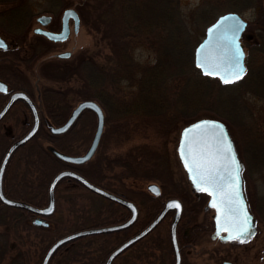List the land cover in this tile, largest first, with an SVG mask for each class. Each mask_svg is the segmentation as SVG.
Returning a JSON list of instances; mask_svg holds the SVG:
<instances>
[{
  "label": "trees",
  "instance_id": "trees-1",
  "mask_svg": "<svg viewBox=\"0 0 264 264\" xmlns=\"http://www.w3.org/2000/svg\"><path fill=\"white\" fill-rule=\"evenodd\" d=\"M151 1L153 2L149 4L150 0H121L119 12L115 14L121 27L153 35V44L155 45V60L148 66L140 68L139 74L134 78L136 90L130 98H122L112 90V83L114 84L118 78L115 67L108 69L98 63L95 66L96 61L94 60L92 62L84 61L81 66L78 62L75 67V75L80 80V88L85 99H92L101 106L105 124L111 127L122 141H134L137 137H141L138 141L140 144L132 145L126 151L119 152L112 160L109 157H102L100 163L97 161V149L94 155L82 164L60 160L51 152L52 147L44 145V140L50 142L54 148L67 153L68 150L64 144H66L65 137L68 132L51 135L48 131H44V126L48 121L61 123L65 119L43 116L49 111H55L57 105L54 100L63 93L62 90H56V94L49 93L53 95L52 99H46L43 91L37 92L43 87L38 86L32 92L30 88L18 86V88L31 91V96L38 99L36 107L40 115V127L35 136L24 145L29 149L27 157L28 164H30V170L26 176H23L19 182H8L6 178L3 182V191L8 197L36 206H43L48 202V185L51 177L62 169H73L93 184L131 199L126 192L128 187L124 182L123 173H113L111 168L113 166L111 161L116 159L119 160V165L122 168L134 167V162H150L152 164L149 166L150 169L159 173L157 178L162 185L161 193L158 196H151V207H148L145 213L140 214L136 222L126 232L102 233L71 240L53 252L48 264H102L108 252L116 244L127 238L132 232L140 230L155 217L166 198L178 195L172 190L170 184L167 189L164 185V181L169 182L171 169L168 166V158L161 154L159 147L154 144L156 134L158 138L163 139L168 133L151 132L153 134L150 135L145 132L146 129H169L179 121L194 120L198 118L199 113L208 112L223 120L234 132V135L237 132L238 137H241L244 135L243 124L250 113L247 108L244 109V93L264 99V80L257 78L256 75V71L261 66L264 69L263 36L256 35V42L246 43L249 49V63L244 76L232 84H222L217 78L200 74L194 66L195 42L187 35L182 17L178 12L177 0ZM226 1L228 10L239 11L251 0ZM211 13L207 8H202L196 13L195 19L207 26L214 20V15ZM37 75L39 76V74ZM14 106L20 108L23 113L22 121L19 123L23 135L32 125V114L22 100H17ZM261 132L263 131L256 132L255 129H252V131L247 130L246 134L261 139L259 138ZM238 143L240 144V142ZM153 158H157V160H153ZM86 166L87 168H84ZM138 167L141 166L138 165ZM142 167L148 172L146 165ZM64 182L82 185L73 178L63 177L58 181L55 189ZM201 195L205 196V194ZM182 197L184 206H188V197L184 195ZM16 210L14 207H8L7 214L4 215L3 222L0 224L2 228L0 229V264H39V258L48 246L64 233L63 230L68 229L67 225H70L71 222L56 217L58 211H61L57 205L53 215L48 217V226L33 225L32 219L35 215L32 212L25 209ZM251 210L256 218L264 220V199L261 198L255 207L252 205ZM127 216V211L120 208L116 218L110 222L123 221ZM100 224L109 223L104 220ZM211 227V220H208L205 225L192 224L188 245H194L195 243L192 244V242H195L200 231H208ZM60 230L62 231L59 233ZM166 238L168 246L164 244L163 247L166 248L169 255H172L169 235ZM22 241L26 243H19ZM146 241V238L143 237L134 245L140 250L144 249L145 254L148 252L150 254L156 246L154 243ZM84 247H87L88 250L85 251ZM124 262V259H120V261L115 259L112 264H124ZM165 264H170V262L166 260Z\"/></svg>",
  "mask_w": 264,
  "mask_h": 264
},
{
  "label": "rangeland",
  "instance_id": "rangeland-1",
  "mask_svg": "<svg viewBox=\"0 0 264 264\" xmlns=\"http://www.w3.org/2000/svg\"><path fill=\"white\" fill-rule=\"evenodd\" d=\"M67 1L71 8L75 6L74 8L80 12L81 25L79 32L74 36L71 35L67 41V45L62 48L56 47L55 51L69 50L71 52L70 56L68 58L59 57V60L55 58L52 66H37L36 69L39 76H35L33 72L32 74L28 73V84L32 89H35V85H38L51 90L53 92L52 94H56L58 90H62L63 93L56 97L54 102L58 107L55 110L63 112L64 115L62 118L64 119L69 116L78 102L85 99V95L80 88V80L75 75V67L82 57H90L104 68L110 69L115 67L118 78L114 81V84L112 83V90L122 98H130L134 94L136 90L134 78L139 74L142 66H148L153 63L156 57L153 35L139 33L120 26L119 19L115 14L119 12L121 0ZM152 2L150 0L149 4ZM31 4L32 9L38 13L46 8L45 0H32ZM177 4L178 12L182 17L187 35L193 39L195 46L204 37L206 28V26L195 19L197 12L202 8H207L210 13L213 10V14H211L214 15L215 20L222 13L235 11L227 9L226 0H177ZM235 12H238L249 24V27L242 36L247 69L249 49L246 43L254 42L256 35L264 37V0H251L243 8ZM252 60L254 62V59ZM263 70L261 66L256 71L257 78L262 80H264ZM52 94H48L46 99H52ZM243 101L244 109L247 108V111L250 113L247 115L246 122L243 124L244 128H242V132L244 135L241 136L242 139L240 136L238 137L237 132L234 135V132L226 126L233 140L237 155L243 164V190L249 210L255 218L256 231L252 237L243 242H223L218 238L212 239V227L208 231H200L195 242H193L195 243L194 245H188L182 248L183 255H187L186 264H223V261H228L232 264H264V220L258 217L256 218L251 210L252 205L255 207L261 198L264 199V99L255 97L250 93H244ZM17 113L21 114V117H16ZM22 117L23 113L21 109L16 106L14 110L10 111L6 117L0 120V161L9 145L22 135V129L19 124L22 121ZM200 117L216 118L208 112L199 113L198 118ZM192 121H179L169 129L156 128L145 130L150 135L157 132L168 133L163 139L158 138L157 134L155 138H150H154L155 146L159 147L161 154L168 158V166H170L171 172L169 182L164 181L166 189L169 186L168 184L172 183V186L178 190V193L188 197V206H185L182 216L183 220L177 229L181 239L186 238L180 235L184 233L185 226L192 224L205 225L208 220L212 219L214 212L211 208H205L207 196L191 192L185 170L182 168L177 156V144L180 131ZM57 123L48 121L44 126V131L47 132L50 125L56 126L62 122ZM96 123V114L91 110L86 109L79 115L75 123L67 131L68 133L65 137L66 144L64 145L68 150V154L81 155L87 150L94 135ZM252 129H255L256 132L259 130L263 131L259 134V138L261 139L246 134L247 130L252 131ZM139 138L141 137H137L134 141H122L121 138L117 137L114 130L104 123V129L97 146V161L100 163L102 161L101 159H103L102 157H109L111 160L114 159L119 152L126 151L132 145L140 144L138 143L140 141ZM46 141L45 139V146L54 148L50 142ZM27 143L28 141L19 146L10 156L5 168L3 182L5 178L8 182H19L23 176H26L28 170H30L27 157L29 149L28 146H24ZM241 144L242 146L240 147ZM153 160H157V158H153ZM118 161V159L111 161L113 166H110H112L113 173H123L124 182L128 187L126 189L127 194L141 209L140 213H145L148 207L152 205V195H150L147 185L150 183L160 184L157 178V174L159 173L150 169L149 166L152 165L150 162H134V167L130 168V166H126L122 168ZM138 165L141 167H138ZM143 165L148 167V172L143 169ZM84 168H87V166ZM17 185L19 184L17 183ZM55 190V209L56 205L61 209L56 214V217L59 219L61 217V220L71 222L70 225H67L68 229L63 230L64 233L62 235L78 229L102 226L100 223L104 220L113 224L110 221L116 218V212L120 208L112 200L98 195L77 183L64 182ZM8 207L2 203L0 205V224L3 222L4 215L7 214ZM15 209H17L16 211L19 210L18 208ZM189 209L192 210L190 211ZM169 216L164 218L165 220L163 219L161 221L162 224L159 223L145 237L147 243L151 242L156 246V248L151 250V255L148 252V256H145L144 249L141 248L140 252L143 251L144 253L135 251L130 253L126 252L121 257L116 258V260H126L130 255V260H126L124 264H129L131 260L132 262L136 261L135 264H143L145 261H150L153 264H162L164 257L169 255L166 248L163 247L164 244L168 246L166 237L169 235L171 219ZM46 219L48 221V218ZM0 229H2L1 226ZM97 234H89L78 238H86ZM19 243L22 244L23 242ZM162 248H164V251H162ZM84 249L85 251L88 250L87 247H84ZM43 255L39 258V264H41Z\"/></svg>",
  "mask_w": 264,
  "mask_h": 264
},
{
  "label": "water",
  "instance_id": "water-1",
  "mask_svg": "<svg viewBox=\"0 0 264 264\" xmlns=\"http://www.w3.org/2000/svg\"><path fill=\"white\" fill-rule=\"evenodd\" d=\"M43 18L48 19V17H39V20L45 23ZM69 18L73 19L74 30L77 31L79 17L77 12L71 7L66 8L62 13V28L59 32L47 31L41 28H37L35 31L44 33L52 40L62 41L69 35ZM246 26L247 21L238 12L227 11L220 14L205 28L204 37L196 44L193 50V63L200 74L217 78L223 84H232L244 76L246 71L245 51L240 39ZM70 54V51H64L57 55L58 57L66 58ZM0 89L6 90V85L0 82ZM17 99H22L29 107L33 116V124L25 134L9 145L0 161V201L3 204L29 210L38 215L33 220L34 224L47 225L43 217L49 216L54 211L55 186L61 178L70 177L92 192L115 201L131 211L130 217L121 223L78 229L57 238L46 250L41 264H47L52 253L59 246L70 240L89 234L119 231L129 227L137 216L136 205L122 196L91 183L82 174L73 169H63L52 177L48 186V203L45 206H35L24 201L12 199L3 193V175L11 154L36 134L40 123L34 102L27 93L21 90L10 94L9 99L0 111V119ZM85 109L94 111L97 118L96 129L90 145L81 155H70L52 148V153L60 160L73 164L84 163L92 157L98 146L103 131L104 114L101 107L91 99L80 101L62 124L50 125L48 131L52 135L66 132ZM177 155L192 189L206 192L209 195L206 207L214 209V231L211 237H218L222 241H244L253 236L256 231L255 221L243 191L242 162L237 155L226 124L213 117H200L188 123L180 131ZM147 189L155 195L159 193V186L156 183L148 184ZM173 209L175 213L170 225V241L175 256V264H179L180 251L176 236V226L181 216L182 205L178 198L167 199L153 220L110 251L104 264H111L117 255L152 231L166 213ZM223 263L231 264L228 261Z\"/></svg>",
  "mask_w": 264,
  "mask_h": 264
},
{
  "label": "flooded vegetation",
  "instance_id": "flooded-vegetation-1",
  "mask_svg": "<svg viewBox=\"0 0 264 264\" xmlns=\"http://www.w3.org/2000/svg\"><path fill=\"white\" fill-rule=\"evenodd\" d=\"M45 2H46V5H45L46 8L43 9L42 12L38 13L32 9V4H31L32 0H0V82L6 85V90L0 89V111L5 105V103L7 102V100L9 99L10 94L17 90H21L27 93L28 96L32 99V101L36 105V101L38 99L33 98L31 96L30 94L31 91L18 88V86H23L26 89L30 88L33 92V89L28 84V73L32 74L33 72L35 76H38L37 75L38 72L36 69L37 66H52L53 60L55 58L56 60L60 59L57 55L58 53L69 51V50L55 51V48L56 47L62 48L66 46L67 41L69 40L71 35L74 36L76 35V33L79 32V27L81 25L80 24L81 18H80V12L74 8L75 6L72 8H74V10L77 12L78 17H79L78 30L77 31L74 30V21L72 18H69L68 20L69 35L66 39L62 41H55V40L48 38L44 33L35 31V29L41 28L47 31L59 32L62 28V13L66 8L71 7L67 0H45ZM41 16L48 17V19L43 18L45 23H42L39 20V17ZM84 61L92 62L93 59L90 57H82L79 60V64H80L79 66H81V64H84ZM94 65L97 66V61ZM37 87L38 85H35V89H37ZM42 91H43V95H46V96L49 94V92L50 93L52 92L51 90H48L47 88H43L42 90H39V89L37 90L38 93ZM16 102L17 100H15L11 104V106L8 108V110L2 116V118L6 117L10 111L16 108V106L13 107ZM88 110H91V109H88ZM63 115H64L63 112L55 110V111H49L43 117L62 118ZM16 117H21V114L17 113ZM188 183L190 185L191 192L195 194H200V195L203 194L201 192H197L196 190L192 189L189 181ZM158 185H159V193L156 195L150 193V195L158 196L161 193L162 185L161 184H158ZM170 186L171 188H173L172 190L178 194L177 196H172V198H178L181 201V205H182V213H181L179 222L177 224V229H178L180 222H182L183 220L182 216L185 210V206L183 204L182 195L177 192L178 190L174 186H172V183H170ZM2 187H3V184H2ZM169 198L170 197L166 198V200ZM128 200L133 201L131 199H128ZM166 200H164L163 205ZM118 205L120 208H124V210L127 211L128 216L127 218H125V220L128 219L131 215V211L121 204H118ZM135 205L138 210L135 221L129 227L119 230V231L126 232L138 219V216L141 214L140 213L141 209L138 207L136 203ZM120 208L117 210L116 214L119 213ZM174 212H175L174 209L170 210L165 215L164 218L170 215L169 217L172 219ZM211 223H212V231H213L214 230L213 219H211ZM102 225H106V224H102ZM190 230H191V225L184 227V231H183L184 233L180 234L182 237H186L183 239H181V237L178 235V230H177L178 246H179V251H180L179 264H186L185 261H186L187 255H183L182 248H185L188 246V243H189L188 237L190 235ZM137 231L132 232L128 237H130ZM127 238H125L124 240H126ZM124 240H122L120 243H122ZM22 242L26 243L24 241ZM120 243L116 244L113 248L118 246ZM134 244L136 243L129 245V247H127L118 256H121L126 252L128 253L132 251L140 252V249L137 248ZM162 251H164V248H162ZM118 256H116L114 260ZM129 256L126 258L127 261L128 259L130 260ZM145 256H148V255L145 254ZM114 260L111 262V264L114 262ZM163 260L164 261L162 262V264H164L166 260H168L170 264H175L174 252L172 251V255H167L166 257H164ZM135 262L134 261L132 262L131 260L130 263L129 262L128 263L135 264ZM143 264H153V263H150V261H145Z\"/></svg>",
  "mask_w": 264,
  "mask_h": 264
}]
</instances>
